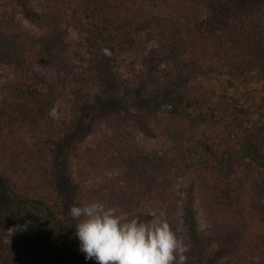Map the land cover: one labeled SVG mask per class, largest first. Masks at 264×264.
<instances>
[{
  "label": "trees",
  "instance_id": "16d2710c",
  "mask_svg": "<svg viewBox=\"0 0 264 264\" xmlns=\"http://www.w3.org/2000/svg\"><path fill=\"white\" fill-rule=\"evenodd\" d=\"M122 48L151 58L121 71ZM0 74V175L55 235L49 252L30 249L25 227L0 216V264H77L57 243L69 226L62 163L76 206L139 218L154 204L173 231L180 185L200 201L209 257L264 264V0H0ZM212 77L223 90L204 82ZM254 79L258 100L229 94ZM145 85L161 97L138 96ZM64 96L71 130L85 122L92 136L70 149V125L53 119ZM100 103L105 115L88 117Z\"/></svg>",
  "mask_w": 264,
  "mask_h": 264
},
{
  "label": "rangeland",
  "instance_id": "374dc122",
  "mask_svg": "<svg viewBox=\"0 0 264 264\" xmlns=\"http://www.w3.org/2000/svg\"><path fill=\"white\" fill-rule=\"evenodd\" d=\"M72 38H75L73 33ZM121 55L124 58L121 71L126 70L127 72L132 65L134 68L142 67L143 63L149 61L151 58V56L147 53L141 54L139 52L125 50L123 48L121 50ZM0 76L2 75L0 74ZM204 82L218 90H223L222 87L226 86L225 79L223 77H212L209 81L205 80ZM228 92L230 95L238 97L243 96L242 94L246 93L250 99L258 100L262 96V82L259 79H254L252 81H248L245 85L235 83L234 88H228ZM137 95L143 97L144 99L152 98L153 96L156 97V95L161 97L160 92H155L149 88V85L141 87V92H137ZM66 100L68 102V98L64 96L56 103L53 110V119L55 121L54 126L58 127V129H63L66 123L68 126L70 125V133L64 143V148L67 147L66 149H70L75 145L78 146L81 144H87L92 136H90L89 133H84V130L86 129L85 122H83L82 129L78 128V132L74 131L75 129L71 130L73 124H70L69 120L67 121L69 116L67 115V111L64 110ZM106 107L107 106H103L100 103L97 107L87 112V115L89 114L88 117L91 116L90 118L99 119L101 116L105 115L103 109L105 110ZM72 108L76 114H79L80 119L85 116L84 111H79V109L74 106H72ZM124 108L128 112L126 114L127 117H147L146 111L141 112L137 110L136 107L130 108L124 106ZM126 126L129 129H132L129 121ZM131 131L134 130L132 129ZM137 139H141L139 135H137ZM55 182L57 191L61 197L60 217L63 222H66L67 220L69 221V226L64 234L66 239H64V241L58 240L57 243L63 245V249H66V252H71V256L77 264H97L94 259H86L85 253L80 251V242L78 237L75 235L77 222L72 220V218L68 215L70 206L75 205L74 193L71 185L66 180L63 163L59 164L55 169ZM177 188L179 189L176 193L177 196L175 204H177L176 210L180 225L177 226V230L175 232L189 248V251L186 253L187 263L205 264L201 263V261L206 260V262H208L206 264H217L215 258L209 257L208 255L213 245L210 247L208 240H204V238L208 236V232L206 230L204 217L201 212L200 201L197 195L192 192H189V194L182 192L180 185L177 186ZM18 190V188L13 187L11 182L7 181L4 174L0 175V216L6 220V227H10L11 230L17 229L20 226L25 227L24 233L22 234V241L30 249L49 252L52 250L55 235L54 233L51 234V230L48 225L49 223L46 222L45 217L21 201L22 199L17 192ZM138 212L140 213V216L142 215L139 217L141 220L150 219L149 214L151 212H156L157 214L163 212L164 216L162 218L164 219L166 217V212L162 211L160 206L157 207L154 204H144L140 207Z\"/></svg>",
  "mask_w": 264,
  "mask_h": 264
},
{
  "label": "clouds",
  "instance_id": "9594fccd",
  "mask_svg": "<svg viewBox=\"0 0 264 264\" xmlns=\"http://www.w3.org/2000/svg\"><path fill=\"white\" fill-rule=\"evenodd\" d=\"M80 251L97 264H187L189 251L164 213L151 212L150 219L124 218L116 208L101 202L71 205Z\"/></svg>",
  "mask_w": 264,
  "mask_h": 264
}]
</instances>
